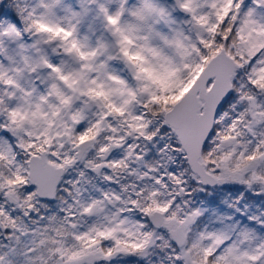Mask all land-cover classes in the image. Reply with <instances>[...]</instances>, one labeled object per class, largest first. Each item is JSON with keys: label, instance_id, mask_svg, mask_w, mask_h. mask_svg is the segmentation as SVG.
<instances>
[{"label": "snow or ice", "instance_id": "snow-or-ice-1", "mask_svg": "<svg viewBox=\"0 0 264 264\" xmlns=\"http://www.w3.org/2000/svg\"><path fill=\"white\" fill-rule=\"evenodd\" d=\"M0 264H264V0H0Z\"/></svg>", "mask_w": 264, "mask_h": 264}]
</instances>
